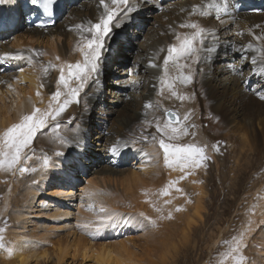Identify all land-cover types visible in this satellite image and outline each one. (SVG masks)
<instances>
[{
	"label": "bare ground",
	"instance_id": "obj_1",
	"mask_svg": "<svg viewBox=\"0 0 264 264\" xmlns=\"http://www.w3.org/2000/svg\"><path fill=\"white\" fill-rule=\"evenodd\" d=\"M69 3L71 4L68 5ZM203 3L204 0H162L161 2L131 0L135 11L131 13L130 20L123 18L125 23L121 28L113 30L102 54L98 75L80 94L81 96L87 92L86 105L91 106L90 110L96 102L103 104L100 77L102 67L104 70L110 45L118 39L120 42L110 61V67L114 68L115 72L112 73L114 78L110 84L111 92H108L110 96L109 101L106 102L108 106L99 110L102 122L93 125L96 126V136L93 137V141H87L91 125L89 120L87 122L77 119L71 132L60 128L53 129L51 138L54 145L63 144L60 138L69 141L67 152L72 158L69 162L64 155L60 158L56 156L57 152L64 153V149L56 147L50 149L47 145L48 138L44 134L50 127L44 131L45 133L43 132V135H38L37 140L35 139V145L37 142L40 143L36 147L40 157L37 170L16 174L21 176L22 180L6 189L4 205L0 208V212H5L3 208L9 204L8 201L14 208L8 214L9 228L3 234V243L6 248H11L13 251L9 255L5 249H0L3 253L0 255V264H49L50 262L66 264L67 258L72 260L69 264L78 260L82 262L91 260L95 264H156L151 259L153 255L156 256L154 258L157 259L158 264H169L172 262L174 252L182 254L183 250H187L191 233L196 229L195 225L203 221L201 214L206 206L203 201L205 188L200 175L207 173V167L205 164V168L191 169L189 174L191 177L184 178L192 195H195L188 208L189 199L184 198V191H177L173 184L174 178L177 179L176 185L182 183L180 176L184 175V172L178 170V167H166L163 155L159 153L161 149L151 139V134L159 135L155 132V118L159 117L163 120L164 111L169 109H175L181 117L189 113L190 119L182 123H186L189 126V133L195 132V136H183L177 142L196 143L204 147L205 154L212 153L211 157L218 172L224 171V166L219 164L213 151L209 154L208 150L213 138L229 144L232 148V157L238 162L234 169H228L231 175L229 184L233 185L232 187L234 181L239 176L242 177L249 166H252L249 156L258 153L260 147L264 145V100L258 98L259 94H264V75L259 73L260 60L255 66L251 64V56L259 54L253 50H246L249 43L254 47L260 46L253 39V33L264 34V9L259 14L249 13L242 9V3L238 0H228V10L221 14L220 19L215 18L214 7L208 9L211 15L200 16L199 13L190 15L192 5ZM30 4V0H3L7 13L16 14L14 17L18 19L14 29L23 27L21 29L23 34L14 39L11 47L0 42V57L15 53H23V56L0 61V73L4 72L3 62H11V65L19 70L18 74L7 73L3 76L0 74V126L9 127L18 122L20 116L30 113L33 106L40 105L42 108L41 105L49 96L52 81L47 75L41 76L42 80H40L39 73L41 70L44 71L48 64L52 65L57 71L54 76L56 82L60 75V66L75 64L81 60L77 45L82 40L84 32L76 26L82 24L86 30L89 22H96L103 11L99 0H65L63 6L65 23L57 27V21L50 28L27 29L25 23L23 26L20 20L21 7ZM158 8L161 9L159 14L156 11ZM191 21L215 33L214 37L210 36L206 41V46L217 50L202 54L206 58L196 66L192 84L186 87L177 85V91L187 97L181 101L172 97L167 88L161 85V68L150 67L149 64L162 65L167 46L177 42L176 34L192 31L188 28H180L179 25ZM144 24L148 26L143 31ZM6 32H0V39L5 37ZM137 39L142 42L138 41V47L132 51L130 42ZM235 48L241 50L240 54L234 53ZM33 49L41 55H33L31 51ZM241 55L247 59H241ZM57 56L59 60L56 59ZM131 57L133 63L131 62L132 66L128 68L125 61ZM25 60H31L32 66L23 69ZM48 60L49 63L42 65ZM135 67L136 71L133 70ZM200 69H203L202 73ZM32 71H37V74ZM41 84L43 87H40ZM56 87L55 85V89ZM135 89L139 90V97H134ZM37 92H40V96H37ZM81 101L82 107H80ZM149 102L153 106L146 109L144 105ZM73 103L67 106L56 121L50 123L59 122L70 127L68 124L74 120L77 107L78 110L81 108L80 112L84 109L82 113H86L85 109L88 108L85 106L84 97L79 98L78 103L75 100ZM44 108L47 109L45 106ZM113 117L119 124L118 126L114 124V127H119L121 131L115 129L116 132H112ZM145 120L152 121V126L145 124ZM257 127L259 132L256 131ZM145 135L148 136L147 140L144 139ZM108 141L109 155L102 157L100 154L102 155L103 152L100 150ZM95 142L98 148L91 150L89 143L92 145ZM114 146L115 153L111 151ZM161 153L163 154L162 150ZM45 157H48L54 165L48 170L42 167ZM35 158L37 157L32 156V159ZM93 159H96L98 167L91 169L89 160ZM122 159L139 162L140 173L126 167L121 169L119 165L122 164ZM142 160L147 162L149 169L152 168L148 178L146 172L148 169H144ZM74 163L83 165L85 172L80 168L78 171ZM29 165L32 166L33 162L26 167ZM79 174L87 175L88 178L79 177ZM146 178L148 183L151 182L154 186L153 189H149L144 182ZM222 179L225 181V175L220 180ZM77 180L85 182L84 186L78 188ZM34 181L36 183H33ZM86 184L87 188L83 190L81 196V189ZM166 187L168 193L163 194ZM175 195L180 201L179 206L182 210L175 211V208L174 210L171 208L172 218L167 222L162 219V216H168L169 213H166L163 203L170 201L165 203L166 206L170 204L168 206L170 208L175 201ZM151 196L153 202L148 206ZM256 196L257 203L251 207L250 215L245 218L254 226L264 227V188L258 190ZM90 200H95L96 204H101L110 212L134 216L132 222L140 231L136 232V235L128 237L125 235L126 238L121 240L117 238L111 241L106 238V241L110 242H89L80 236L85 229L80 227L78 217L87 219L89 214H98L96 209L95 211L82 209L86 204L91 203ZM104 202L105 205L102 204ZM189 210L191 213H188ZM82 212L83 216L80 215ZM141 213L155 221V226L150 224L149 220L146 223L156 230L141 233L144 224L136 217ZM72 216L74 219L70 218ZM71 221H75L74 224ZM116 228L118 230V227ZM62 229L66 231L63 236L57 234ZM103 230H109L110 234L114 232V230L110 231L111 228ZM101 239L105 240L102 237ZM213 240L211 244L216 242ZM50 245L52 249H49ZM253 246L254 241H251L250 237L247 238L243 248L249 249ZM255 246L254 255L257 256L255 263L264 264V243ZM147 257L149 259L146 261Z\"/></svg>",
	"mask_w": 264,
	"mask_h": 264
},
{
	"label": "snow or ice",
	"instance_id": "obj_2",
	"mask_svg": "<svg viewBox=\"0 0 264 264\" xmlns=\"http://www.w3.org/2000/svg\"><path fill=\"white\" fill-rule=\"evenodd\" d=\"M32 5H38L41 0H30ZM55 0H42L43 9L45 14H51V5ZM99 5L103 11L96 22H89L86 30L84 25H77V29L84 32L82 40L78 43L81 60L75 64H67L60 66V75L56 80V91L50 93V103L46 110H42L33 106L30 113L22 115L18 122L11 124L5 130L0 132V171L4 172H35L36 168L26 167L28 161L32 158L30 149L34 140L38 135L42 134L50 126L58 129L59 124L50 125L66 110L67 106L74 102L78 103L80 94L84 92L85 87L90 81L94 79L100 70V61L102 54L106 47V42L110 38L114 29H119L125 23V19L130 20L131 13L135 11L132 7L131 0H99ZM215 8V18L220 19L221 14L228 10V0H204L203 4L192 5L190 15L199 13L200 16L211 15L208 9ZM184 11V9H181ZM44 23L40 22L37 27H44ZM180 28L191 29L188 33H177L176 43L169 44L166 49V54L163 56L162 65L150 63V67H160L162 75L160 83L164 88L170 92L172 97L181 101L187 97L180 91H177V85L188 86L193 83L196 74V66L202 62L206 57L203 53L215 51L214 47H207L206 41L209 37H214L215 33L210 32L206 27L201 26L195 21L182 23ZM253 39L259 43V47H254L249 43L246 50H253L259 55L251 56V64L257 65L258 60L261 61L259 73L264 75V34L257 35L253 33ZM243 47V46H242ZM33 55H41L35 49L31 50ZM163 51V49H162ZM235 54H240V49H233ZM23 53L6 54L0 57V61L5 58L17 59L22 58ZM31 59V57H29ZM57 60L60 58L57 56ZM241 59L247 57L241 55ZM49 67H53L49 65ZM48 69L46 68L45 71ZM203 72V69H200ZM43 87V84L40 85ZM40 96V92L36 93ZM259 99L264 100V94H259ZM153 105L145 103L146 109L151 108ZM190 119L189 113L180 117L172 110L164 111V119L159 117L155 118V132L151 134L153 142L157 143L159 149L163 152L164 164L169 168H179L185 175L190 174V170L205 166V162L209 157L205 154V148L196 143H179L183 136H195V132L189 133L187 122ZM145 124L152 126V121L145 120ZM194 127V125H192ZM59 138V137H58ZM61 143L67 145L69 141L65 138H60ZM144 139L147 140L148 136L145 135ZM216 150H219V142L214 145ZM115 153V146L111 149ZM57 156H63L64 153L57 152ZM53 162L45 157L42 167L45 170L53 167ZM185 178L184 175L180 177L181 180ZM33 183H36L35 181ZM170 187V186H168ZM168 187L163 190V194L168 193ZM180 191V189H176ZM91 195V194H90ZM170 203V201H165ZM91 205L89 208L91 209ZM159 210V209H157ZM177 208L176 211H180ZM143 219L149 220V223L155 226V221L145 217L143 213L140 214ZM117 218H123L122 214L110 212L105 207L99 208V219L97 222L85 223L80 225L85 229L89 235L99 233L105 227L109 226ZM167 219H171V212L168 213ZM128 220L125 219V223ZM5 229L0 228V249H5L9 255L12 254L11 248H6L3 243V232ZM233 254L238 252V245L231 250ZM236 264H241L246 258L242 255H234Z\"/></svg>",
	"mask_w": 264,
	"mask_h": 264
},
{
	"label": "rangeland",
	"instance_id": "obj_3",
	"mask_svg": "<svg viewBox=\"0 0 264 264\" xmlns=\"http://www.w3.org/2000/svg\"><path fill=\"white\" fill-rule=\"evenodd\" d=\"M158 9H156L157 14H159L161 12V9H159V10ZM156 11H155V13H156ZM65 16L66 15L64 14V12H62V14L60 15V18L58 19L56 26L57 25L59 26L60 24L65 23L64 22ZM147 26L148 25L144 24L143 31L145 29H147ZM133 28H135V27H132V29ZM21 29H23V28H20V31L18 29V30H14V31L9 32L7 35H5L4 38L0 39V42H3L4 44L8 45V47L13 46L14 39L17 37L19 38V35L23 34ZM132 29H130V31ZM133 31H135V30H133ZM127 34H129V33H127ZM133 34H135V33H133ZM128 36H126V37H128ZM126 37H124V39ZM130 38H131V35H130ZM138 38H141V37H138ZM117 41H118V39H115L113 44L110 45V49L108 50V52L106 54L107 55V58H105L106 61L104 60L105 61L104 70L102 67V73H101L102 75L100 74L101 75L100 77L102 79L101 88H102V102H103V104L102 105L97 104V102H96L94 104L95 106L92 105L93 108L90 110L91 106L86 105V98H87L86 94H87V92H85L84 94H82L80 96V98L84 97L85 106L88 108V109H85L86 113H82V111L84 109H82V111L80 112L81 108L78 110V107H77L76 111H75L74 120L68 124L70 127H67L65 124L59 123V122L53 123V124L50 123V125L59 124L60 129L71 132L73 130V126L76 125L75 122L77 119H80L82 121L87 120V122L89 120L91 125H90V129H89V138L87 141H93V137L96 136L95 132L97 131L95 128L96 126L94 127L93 125H95L97 122L98 123L96 125H98V124H100V122H102L100 120L99 110L105 108V106L106 107L108 106L106 104V102L109 101V98H110L108 92H111L110 84L112 83V79L114 78V75L112 73L115 72L114 68L112 69L110 67V61L114 57V51L117 47V44L120 42V41H118V42ZM138 41H140V40L137 39V40H132L130 42V46H132V49H131L132 51H135V49L138 47ZM140 42H142V41H140ZM18 48L23 49L22 47H18ZM47 62L49 63V60L44 61L42 63V65L46 64ZM131 62L133 63L132 57L125 61L126 67L131 68V66H132ZM23 64H24L23 69L27 68L28 66L29 67L32 66L31 60H25L23 62ZM27 64H29V65H27ZM46 68H48L47 71L41 70V72L39 73L40 74V76H39L40 80H42L41 76L47 75L48 79H50L52 81L51 82L52 85L50 86V89H49V93H48L49 96H47V98L45 99V103L41 105L42 108H40L39 104H38L39 107L36 106L42 110L43 109L46 110L44 108V106L48 108L49 103H50V93H52L56 90L55 89L56 82L54 81L55 80L54 76H55V74H57V71H56L55 67H49V64L47 65ZM111 69H112V71H111ZM136 69L137 68L135 67L133 70L136 71ZM3 70H4V72L2 71L0 73L1 76H3L4 74H7V73L18 74L17 72L19 71L13 65L10 67V65H8V64L6 65V67L3 68ZM32 73L37 74V71H32ZM53 83H55V85ZM22 85L25 86V84H23V83H22ZM85 89H86V87H85ZM139 94H140L139 90L135 89L133 91L134 97H139ZM136 101H137V99H136ZM82 106H83V103L81 101L80 107H82ZM169 110L176 112L181 117L180 113L178 111H176L175 109H169ZM223 117L225 118V116H223ZM98 120H100V121H98ZM112 121H113L112 132H116V130L121 131L120 128L117 127L119 124L117 121H115V117L112 118ZM114 124H117V126L114 127ZM1 127H2V129H0V132L5 130L6 127H8V126H0V128ZM70 128H72V129H70ZM53 129H56V128H54L53 126H50V129L46 133L44 132L45 134L42 133V135L44 134V136H46L48 138L47 145L49 146L50 149H52L53 147H56L58 149H64V156L70 162V160L72 158L69 157L70 154L67 152L68 145H65V144L54 145L53 144L52 138H51V132L53 131ZM216 129L218 132L219 131L218 128H216ZM258 130L259 129L257 127L256 131L259 132ZM98 131H99V129H98ZM118 137H119V135L117 136V138ZM36 140H34L32 146H31L30 155H32L33 157H37V158H35V159L31 158L28 161L27 165L30 164L31 162H33L32 166L31 165L27 166L30 169L31 168L37 169V167L39 165V158H40L39 157V150L36 147H37V144H40V143L37 142V144L35 145ZM112 140L115 142L113 137H112ZM218 140L219 139H217V138H213V141H215L216 143L212 141V143L210 145V149L208 150V152L210 154V152L213 151V153L215 154V157L218 159L219 164L224 166L223 167L224 171H219V172L216 171L217 168H215L214 161L212 160V157H211L212 153L210 155L206 154L209 157V159L205 162L206 167H207V173L205 175H200V179L203 183L202 185L205 188V190H204L205 194L203 195V201H204L206 206H204L203 213L201 214L203 221H202V223L197 224L198 226L195 225L196 229H194L191 233L192 242H191V240L189 241L187 250H183L182 254L174 252L172 254V256H173L172 262L169 264H235L236 260L234 259V255H242L243 257L246 258L244 261L241 262V264H258V263H255L257 256L254 255V252L256 251L254 246L256 245L255 247H257L258 244L260 245V244L264 243V227L261 225L254 226L252 223L247 221L245 217L250 215L251 207L255 203H257V196H256L257 191L263 190V188H264V148H263L264 145H262L260 147V150L258 151V153H255L254 155L251 154L249 156V161H250V164H252V166H249V169L246 170V172L244 173V175H242V177L239 176V178H237L234 181V183H233L234 187H232L233 185L229 184V177H231V175L228 172V169H234L238 162H236L237 160L234 159V157H232V151H231L232 148L230 147V145L227 144L225 141L219 142ZM217 142H219V150L218 151L216 150V148H214V145H216ZM96 143L97 142L92 143V145H90V143H89V147H91V150L98 148V146H96ZM108 143H109V141L103 144L102 147H104V148H101V150H100L103 152V154L102 155L100 154V156L103 157V156L109 155ZM211 146H212V148H211ZM82 151L86 152V151H88V149H86V151L85 150H82ZM159 153L161 155H163L161 153V150L159 151ZM57 158H60V156H57ZM144 160H142V161L144 162ZM245 160H247V159H245ZM89 162H91V169L98 167L96 164V159L89 160ZM81 163L84 164L83 161H81ZM138 163L139 162L136 163V161H133L132 159L127 160V161H125V159H122V164L119 166H121V169H125V167H126L128 169H131V171L136 170L135 172L140 173ZM146 164H147V162H144L143 166H144V169H146V170L148 169L146 171L147 172V178H148L149 174H151L150 169H152V168L150 167V169H149V166ZM74 166H76V169H78V171L80 168V170H84V172H85V167L83 165L80 166V165H78V163H74ZM202 167L205 168V166H202ZM178 170H179V168H178ZM16 172L0 171V208H2L4 205L3 199L6 195V189L11 188L12 186H14V184H17L18 181L22 180L21 176L16 175V174H21V172H19V171H16ZM184 175H185V172H184ZM223 175H225V181H224V179L220 180L223 177ZM81 176H83V178H88L87 175H84V174L80 175L79 174V177H81ZM233 176H235V175H233ZM188 177H191V176L189 174L185 175L186 179ZM147 178L145 179L146 181H144V182L148 185L149 189H151V188L153 189L154 186L151 184V182L148 183ZM186 179L181 180L182 183L180 185H176L177 179L174 178L173 184L175 185V189H180V191H184V193H183L184 198L189 199L188 200V202H189L188 208H189L190 207V201L193 202L192 200H193L195 195H192L191 190L189 189V187L186 184V181H185ZM2 180H4V181H2ZM78 182L79 183H76L77 184L76 186L78 188L83 187L85 184V182H83L82 180H79ZM85 188H87V184L85 185L84 188L81 189V196L83 195V190ZM174 192L175 191H173V193ZM134 193H135V191H134ZM176 199H178V198L175 195V201L173 202V204H171L170 208L168 207L170 204H168L166 206L165 203H163L166 213L170 212L171 208L173 210L175 208V211H176V209L180 207L179 206L180 201H179V199L178 200H176ZM177 201H179V202H177ZM8 202H9V204L3 208V210L5 212H0V228L5 229V231L8 230L9 223H10V220L8 218V216H9L8 214H10L11 210L14 209L13 204L10 201H8ZM152 202H153V197L151 196V202L148 206H150L152 204ZM105 203L106 202H104L102 204L105 205ZM89 205L92 206L91 209L89 208ZM100 206H101V204H96L95 200L94 201L92 200L91 203L89 202L88 204H86V206H84L82 209H85L86 211L87 210L88 211L89 210L95 211V209H96V212H98V214L97 215H94V214L90 215L89 214V216H87V219L81 218L79 216L78 221L80 222V224L81 225L85 224V223H93L94 224L95 222H97L99 219V208H100ZM180 209L182 210L181 207H180ZM146 212L148 214V210H146ZM189 212L191 213V210H189L188 213ZM73 214H75V211H73ZM121 214H122L123 218H119V219L117 218L114 222L109 224V226L105 227V229L114 228V226L118 227V230L117 229L114 230V232H116V233L113 232L114 234L113 233L110 234V233H108L109 230L108 231L103 230V231H100L99 233H94L93 235H89V234L86 235L87 231L84 230V231H82V234L80 236L87 239L91 243H105V242H110V241H106V238H107V240L109 239L111 241L112 240L114 241V240H117V238H118V240H121V239H125L128 236H132L133 234L136 235V232H139L140 229L138 226H135L134 223L132 222V219H134L135 217L129 216L125 213H121ZM80 215L83 216L84 213L82 212V213H80ZM4 217H6L7 219L3 223L2 221L4 220ZM136 217L139 218L144 224L143 231L141 233L144 234L145 231L149 232V231L156 230L153 227L148 226L146 223L147 219H143L141 217V215H138ZM165 217H167V216H165ZM70 218L74 219L73 216ZM125 219L128 220L127 223H125ZM162 219H165L167 222L169 220L167 218H164V216H162ZM74 222L75 221H71L72 224H74ZM162 223H163V220H162ZM127 224H128V226H127ZM119 225H121V226H119ZM222 230H223V232H222ZM5 231L3 232V234L5 233ZM104 231H105V235H104ZM57 234H60L63 236L66 234V231L62 229ZM211 234L213 237L211 236ZM238 234H240V235H238ZM125 235H126V237H125ZM101 237L104 238L105 240L101 239ZM250 237H251V241H254V246L250 247L249 249H246V247L243 248V245L246 243L247 238H250ZM213 239L216 242L211 244V241ZM70 240H72V239L70 238ZM212 245H214V246H212ZM237 245H238V252L236 254H233L231 252V250L233 248H236ZM209 246H211V248ZM49 249H52L51 245L49 246ZM200 250H202V251H200ZM1 254L3 255L2 251H0V255ZM154 257H156V256L153 255L151 257V259L156 264H158L157 259ZM148 259L149 258L147 257L146 261ZM65 261H66L65 262L66 264H69L70 262H72V260H70V258L65 259ZM49 264H54V262H50ZM72 264H95V263L91 260L90 261H83V262L81 260H78V261H74Z\"/></svg>",
	"mask_w": 264,
	"mask_h": 264
}]
</instances>
